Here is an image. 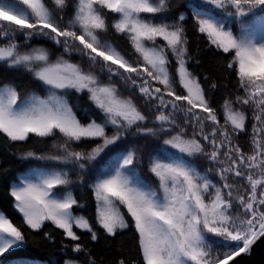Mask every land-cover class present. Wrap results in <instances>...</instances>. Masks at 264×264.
<instances>
[{"label":"snow or ice","instance_id":"6c2138e0","mask_svg":"<svg viewBox=\"0 0 264 264\" xmlns=\"http://www.w3.org/2000/svg\"><path fill=\"white\" fill-rule=\"evenodd\" d=\"M0 68L26 165L0 169V264H230L264 238V0H0Z\"/></svg>","mask_w":264,"mask_h":264},{"label":"trees","instance_id":"16d2710c","mask_svg":"<svg viewBox=\"0 0 264 264\" xmlns=\"http://www.w3.org/2000/svg\"><path fill=\"white\" fill-rule=\"evenodd\" d=\"M3 75V70L0 68V76ZM8 75L11 76L13 74L9 73ZM15 147L16 146L14 145L7 144L5 138L0 135V169H9V176H14L26 166L16 155H14ZM0 211H3L8 215L14 223H19L22 219L12 207L11 198L7 195L6 187L3 184H0ZM58 239L59 237H57V240ZM14 255L31 259L35 264H41L43 261H48L49 264H51V261L60 260L62 258L58 251H53L50 248L39 250L31 246L17 251Z\"/></svg>","mask_w":264,"mask_h":264},{"label":"water","instance_id":"95a60500","mask_svg":"<svg viewBox=\"0 0 264 264\" xmlns=\"http://www.w3.org/2000/svg\"><path fill=\"white\" fill-rule=\"evenodd\" d=\"M230 264H264V238L253 246L249 255H241Z\"/></svg>","mask_w":264,"mask_h":264}]
</instances>
